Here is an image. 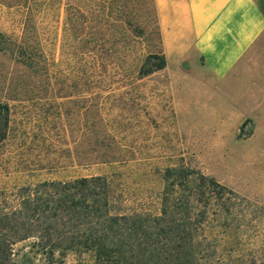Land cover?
Listing matches in <instances>:
<instances>
[{"label":"rangeland","instance_id":"374dc122","mask_svg":"<svg viewBox=\"0 0 264 264\" xmlns=\"http://www.w3.org/2000/svg\"><path fill=\"white\" fill-rule=\"evenodd\" d=\"M0 33L33 60L0 51V188L100 176L113 212L157 214L183 166L232 192L204 231L217 264H264V34L216 80L183 40L164 53L154 0H0ZM32 241L18 264L44 263Z\"/></svg>","mask_w":264,"mask_h":264},{"label":"trees","instance_id":"16d2710c","mask_svg":"<svg viewBox=\"0 0 264 264\" xmlns=\"http://www.w3.org/2000/svg\"><path fill=\"white\" fill-rule=\"evenodd\" d=\"M0 51L33 66L1 33ZM156 59L139 75L165 66L162 54ZM8 123V106L0 105V141ZM164 183L157 214L113 212L111 186L100 176L0 188V264H18L13 246L28 239L43 264H66L68 253L87 256L75 264H217L204 231L209 214L228 213L232 192L183 166L168 170Z\"/></svg>","mask_w":264,"mask_h":264},{"label":"crops","instance_id":"0c3cea01","mask_svg":"<svg viewBox=\"0 0 264 264\" xmlns=\"http://www.w3.org/2000/svg\"><path fill=\"white\" fill-rule=\"evenodd\" d=\"M154 4L164 53L168 48L174 54L182 50L179 39L183 40L216 80L232 73L264 34V13L254 0H154Z\"/></svg>","mask_w":264,"mask_h":264}]
</instances>
